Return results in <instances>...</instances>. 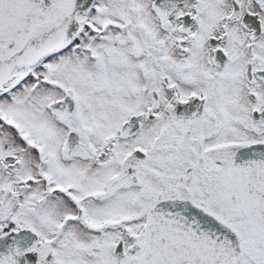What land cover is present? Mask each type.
<instances>
[{"label": "snow or ice", "instance_id": "obj_1", "mask_svg": "<svg viewBox=\"0 0 264 264\" xmlns=\"http://www.w3.org/2000/svg\"><path fill=\"white\" fill-rule=\"evenodd\" d=\"M0 264H264V0H0Z\"/></svg>", "mask_w": 264, "mask_h": 264}]
</instances>
